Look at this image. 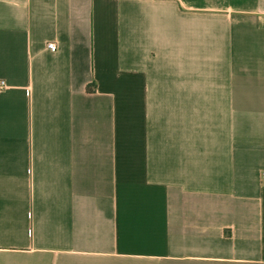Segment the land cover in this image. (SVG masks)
I'll return each mask as SVG.
<instances>
[{
  "label": "crops",
  "instance_id": "obj_1",
  "mask_svg": "<svg viewBox=\"0 0 264 264\" xmlns=\"http://www.w3.org/2000/svg\"><path fill=\"white\" fill-rule=\"evenodd\" d=\"M0 80V264H264V0H0Z\"/></svg>",
  "mask_w": 264,
  "mask_h": 264
},
{
  "label": "built area",
  "instance_id": "obj_2",
  "mask_svg": "<svg viewBox=\"0 0 264 264\" xmlns=\"http://www.w3.org/2000/svg\"><path fill=\"white\" fill-rule=\"evenodd\" d=\"M47 47L51 52L57 51V45L54 42L48 43ZM6 89H7L6 81L0 80V92L5 91ZM260 181H261V186L264 188V171L261 173Z\"/></svg>",
  "mask_w": 264,
  "mask_h": 264
},
{
  "label": "trees",
  "instance_id": "obj_3",
  "mask_svg": "<svg viewBox=\"0 0 264 264\" xmlns=\"http://www.w3.org/2000/svg\"><path fill=\"white\" fill-rule=\"evenodd\" d=\"M88 91H89V92H92L93 90H92V89H90V88H88Z\"/></svg>",
  "mask_w": 264,
  "mask_h": 264
}]
</instances>
